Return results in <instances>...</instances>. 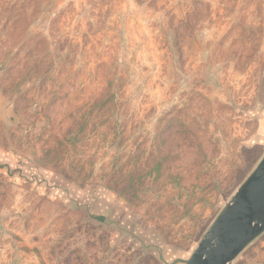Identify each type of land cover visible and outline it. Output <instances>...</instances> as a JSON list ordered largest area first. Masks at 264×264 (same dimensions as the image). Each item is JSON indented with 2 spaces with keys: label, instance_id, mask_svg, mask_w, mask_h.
Masks as SVG:
<instances>
[{
  "label": "rangeland",
  "instance_id": "rangeland-1",
  "mask_svg": "<svg viewBox=\"0 0 264 264\" xmlns=\"http://www.w3.org/2000/svg\"><path fill=\"white\" fill-rule=\"evenodd\" d=\"M263 79L264 0H0V264H185Z\"/></svg>",
  "mask_w": 264,
  "mask_h": 264
},
{
  "label": "water",
  "instance_id": "water-1",
  "mask_svg": "<svg viewBox=\"0 0 264 264\" xmlns=\"http://www.w3.org/2000/svg\"><path fill=\"white\" fill-rule=\"evenodd\" d=\"M264 235V154L185 264H233Z\"/></svg>",
  "mask_w": 264,
  "mask_h": 264
},
{
  "label": "crops",
  "instance_id": "crops-1",
  "mask_svg": "<svg viewBox=\"0 0 264 264\" xmlns=\"http://www.w3.org/2000/svg\"><path fill=\"white\" fill-rule=\"evenodd\" d=\"M240 264H264V238L244 254Z\"/></svg>",
  "mask_w": 264,
  "mask_h": 264
}]
</instances>
